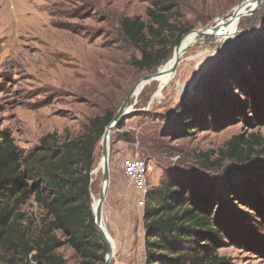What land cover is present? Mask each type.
I'll list each match as a JSON object with an SVG mask.
<instances>
[{
	"label": "rangeland",
	"instance_id": "rangeland-1",
	"mask_svg": "<svg viewBox=\"0 0 264 264\" xmlns=\"http://www.w3.org/2000/svg\"><path fill=\"white\" fill-rule=\"evenodd\" d=\"M154 1L0 0V131L18 146L28 182H40L39 176L48 173L42 163L61 152L60 143L81 138L90 118L105 111L115 114L135 82L171 58L185 32L213 25L242 0H173L168 13L174 29L149 41L157 57L166 52L167 58L141 70L132 64L140 53L122 35L120 21L125 16L147 21L146 8ZM236 30L224 38L197 37L162 92L152 99L161 83L149 82L130 98L131 112L119 121L121 126L111 129L109 187L102 206V223L115 245L110 264H148L146 200L138 205L140 194L122 173L121 161L128 156L147 164L149 191L176 187L179 193L172 201L192 204L217 231L207 236L186 230V240L162 237L170 256L179 257L164 263H188L182 255L207 251L223 256L225 264H264L260 145L253 144L246 161L219 153L233 135L254 133L264 144V0L240 18ZM51 133L54 152L41 157L40 139ZM100 141L93 152L90 207L101 186L102 168L93 172L100 163ZM20 212L24 218L18 229L23 226L31 235L45 230L51 220L33 196ZM70 232H51L60 242L57 252L64 264H90L73 250ZM0 254V264H36Z\"/></svg>",
	"mask_w": 264,
	"mask_h": 264
},
{
	"label": "trees",
	"instance_id": "trees-1",
	"mask_svg": "<svg viewBox=\"0 0 264 264\" xmlns=\"http://www.w3.org/2000/svg\"><path fill=\"white\" fill-rule=\"evenodd\" d=\"M173 3V0H155L146 8L147 21L139 16H125L121 19L122 35L140 53L139 58L132 59V64L137 69L151 70L167 58L166 52L157 57L149 41L161 38L164 30L174 29L168 13L169 5ZM185 31L187 28L182 29L180 33ZM191 106L196 113V106ZM113 115V112L105 111L90 118L81 138L60 143L58 147L61 148V152L54 154L48 162L42 163L48 173H42L39 176L40 182L35 184L27 180L29 174L14 139L0 131L1 253H10L11 257L18 256L20 261H33L36 264H64L63 257L57 252L60 242L51 233L52 230L58 229L71 231L70 244L79 257L87 259L90 264H94L90 261L91 258L94 261H104L106 249L104 245L98 243L101 237L92 217L89 184L95 145ZM120 126L121 122H118L116 127ZM54 138L55 134L51 133L40 139V144L44 148L41 157L54 152L49 142ZM260 142V137L254 133L248 137L233 135L219 153L224 158L246 161L253 152V144L260 145L259 153L264 155V144ZM178 193L176 187L165 185L157 186L147 194L143 227L148 264H166L165 260L179 258L170 256L173 252L162 237L186 240L182 236V232L186 230L207 236L217 232L205 214L192 204L181 206L172 201V195ZM32 196L33 200L51 215L47 228L39 230L34 235L29 234L23 226L18 229L21 227L18 226L21 225L20 221L24 218L20 208ZM98 249H101L100 254ZM206 252L182 255L189 262L181 261L178 264H225L223 256ZM2 259L3 256L0 254V260ZM10 260L11 258L5 261Z\"/></svg>",
	"mask_w": 264,
	"mask_h": 264
},
{
	"label": "water",
	"instance_id": "water-1",
	"mask_svg": "<svg viewBox=\"0 0 264 264\" xmlns=\"http://www.w3.org/2000/svg\"><path fill=\"white\" fill-rule=\"evenodd\" d=\"M261 1L262 0H242L238 5H236L232 8V9L235 8V10L230 15H228L227 17H222L217 22H215L213 25H210L204 29H194V30L185 32L181 36L180 40L174 46V49H173L174 57H173L172 64L169 66V71L171 73L175 72V70L179 64L180 57L187 50V48L190 46V45H187L184 48L180 49V43H181L184 36H186L190 32L195 33L196 36L201 37V38L214 37L217 35H222L220 32H216L214 30V28L217 27L218 25L227 27L228 24L233 22V21H237V23H238L240 18H242L245 15L251 14L257 8V6L260 4ZM234 33H237V30L233 31L231 34H234ZM162 66H163V64L160 65L156 71L142 76L137 82H135V84L128 91L127 95L125 96V99L123 100V102L119 106L117 112L113 115L110 122L105 126L104 131H103L102 136H101L100 144H101V161H102V164L100 165V163H99L98 167L93 171V172H96L100 167L102 168L101 186H100V190H99V194H98V198H97V202H96V207L94 210L91 207V211H92V217H93L95 226H96V228L100 234L101 240H102V242L105 246V249H106L103 264H110V260L114 254V249H115V245L112 242L111 238L108 237V235L101 228V224L103 222L102 206H103V202H104L105 196H106L107 191H108L109 177H110V171H109V133H110L112 128L116 127V125L119 121L124 120L129 115V113L131 112V110L128 111V110H125V108L129 102L130 98L135 96L134 91H135V88L137 87V85L140 84L141 82L147 83V82L153 80L157 75L162 73L161 72Z\"/></svg>",
	"mask_w": 264,
	"mask_h": 264
},
{
	"label": "bare ground",
	"instance_id": "bare-ground-1",
	"mask_svg": "<svg viewBox=\"0 0 264 264\" xmlns=\"http://www.w3.org/2000/svg\"><path fill=\"white\" fill-rule=\"evenodd\" d=\"M234 10H235V8H234ZM237 24H238L237 21H233V22L229 23L228 26L227 27H224L223 29H221V27H223V26L218 25L217 27L214 28V30L216 32H220L222 34V35H217V36H219V37L220 36L221 37L223 36V38H224L226 35H231V33L236 30ZM231 26L234 27V29L232 31H230V27ZM197 37L198 36H196L195 33H193V32L188 33L186 36L183 37V39H182V41L180 43V49L184 48L187 45H191L192 43H194ZM173 57H174V52H172L171 58L165 64H163V66L161 68V70H162L161 72L162 73H160L159 75H157L153 79L154 81H158L161 84H160V86L157 87V90L153 94L152 99L156 98L155 96L159 93V91L162 92V90L164 89V87L167 85L166 84V81H167L168 77H170L171 74L174 73V72L171 73L169 71V66L172 64ZM153 80H151V81H153ZM151 81H149V82H151ZM164 81H165V83H163ZM149 82H147V83L141 82L140 84H138L137 87L135 88V91H134L135 96H137L140 93V91L144 88V86H146ZM130 108H131L130 106L126 105L125 110H128L129 111ZM101 164H102V161H101V158H100V165ZM90 174H91V172H90ZM96 202L97 201H95L94 203L92 202V204H91V207H92L93 210L96 207ZM101 228L108 235V237L111 238V236L106 231L105 226L103 225V223L101 224ZM111 240H112V238H111Z\"/></svg>",
	"mask_w": 264,
	"mask_h": 264
},
{
	"label": "built area",
	"instance_id": "built-area-1",
	"mask_svg": "<svg viewBox=\"0 0 264 264\" xmlns=\"http://www.w3.org/2000/svg\"><path fill=\"white\" fill-rule=\"evenodd\" d=\"M121 170L123 175L131 181L134 189L139 192L138 205L143 206L149 193L147 164L139 157L128 156L121 161Z\"/></svg>",
	"mask_w": 264,
	"mask_h": 264
}]
</instances>
